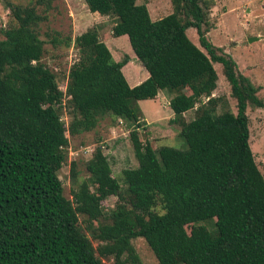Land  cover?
Instances as JSON below:
<instances>
[{
	"label": "trees",
	"instance_id": "trees-1",
	"mask_svg": "<svg viewBox=\"0 0 264 264\" xmlns=\"http://www.w3.org/2000/svg\"><path fill=\"white\" fill-rule=\"evenodd\" d=\"M53 1L7 3L9 19L0 28V264H143L135 237L157 264H264V179L246 115L248 105L264 103L231 56L206 37L213 0H169V13L154 20L137 0H83L88 11L112 17L111 37L126 36L147 77L129 85L122 73L128 56L113 58L97 24L73 37L51 30L45 36L52 46L74 50L64 92L41 61L39 31ZM212 62L221 65L235 112H216ZM164 90L173 93L168 121L179 124L184 149L138 138V101ZM104 116L131 126L136 165L121 170L126 195L95 146L83 163L86 179L76 180L79 170L69 161L68 198L58 177L68 136L93 130ZM108 196L117 200L105 211ZM209 219L212 230L195 226Z\"/></svg>",
	"mask_w": 264,
	"mask_h": 264
},
{
	"label": "rangeland",
	"instance_id": "rangeland-1",
	"mask_svg": "<svg viewBox=\"0 0 264 264\" xmlns=\"http://www.w3.org/2000/svg\"><path fill=\"white\" fill-rule=\"evenodd\" d=\"M27 2L28 0H0V28H3L9 19L7 3L25 4ZM137 3L146 4L149 17L152 20L170 11L169 0H137ZM52 4L48 20L40 26L39 37L45 41V52L41 61L56 74L59 90L62 92L65 90L66 74L74 50L71 46L64 47L62 44L56 47L52 46L47 41L49 37L45 36V33L51 30L59 31L61 37L64 35L73 37L93 24L99 25L100 37L109 48L113 58L120 60L124 56H128L127 63L122 67L124 77L128 81L138 75L139 78L144 77V68L133 55L126 36L111 37L112 17L100 16L88 11L83 0H54ZM208 21L207 39L231 56L237 71L246 76L257 88L256 95L264 103V0H213V4L208 10ZM185 33L195 45L201 48L193 28H188ZM249 37H255V40L248 41ZM212 65L217 76L212 96L219 97L216 112L225 109L235 112V99L231 96L229 84L222 75L221 65L217 62H212ZM172 94L164 90L155 100H148L149 103H140L141 118L139 123H136L138 138L142 142L147 140L152 147L167 145L177 149L185 148L183 138L178 135L179 124L168 121L172 117V113L166 101ZM64 99L65 96H63ZM63 110L60 111L61 118L68 122L70 117ZM246 115L248 117L249 147L254 162L264 179V106L256 108L248 105ZM182 116L184 120L191 119L194 116V107L183 113ZM142 117L145 118L147 124L142 120ZM139 124L142 125L139 126ZM130 128L131 126H126L125 122L119 118L112 119L109 116H104L91 131L74 136L67 134L69 137L67 158L58 170V177L62 182L63 193L66 197L71 198L69 195L71 186L69 161L74 160L76 169L79 170L76 180L86 179L87 171L83 169V163L91 154L88 149L93 151L95 146H100L106 155L111 174L119 181L121 189L126 195L125 186L121 182V170L136 165L128 136ZM116 200L115 196L103 199L101 202L103 210L107 211L111 208ZM213 220L200 221L195 226L210 231L213 227ZM91 243L94 247L98 244L93 239H91ZM131 243L143 264H157L143 238L135 237L131 239ZM102 260L105 264H110V260L104 258Z\"/></svg>",
	"mask_w": 264,
	"mask_h": 264
},
{
	"label": "crops",
	"instance_id": "crops-1",
	"mask_svg": "<svg viewBox=\"0 0 264 264\" xmlns=\"http://www.w3.org/2000/svg\"><path fill=\"white\" fill-rule=\"evenodd\" d=\"M99 30H100V29H99ZM99 32H100V31H99ZM120 37H121V36H120ZM144 73H145V75H144L143 78H139V75H138V76L133 77L132 79H130V80L128 81V82H129V85H130V86L135 85V84L139 83L140 81H142L143 79H145V78L147 77V72L144 71ZM160 92H161V91H158L157 95H156L155 98H153V99H143V100H139V101H138V105H139V107H140V103H142V102H144V103H149L148 100H150V101L155 100V99L157 98V96H159ZM147 101H148V102H147ZM167 102H168V100L166 101V103H167ZM167 106H168V105H167ZM140 110H141V109H140ZM141 112H142V111H141ZM171 113H172V112H171ZM142 114H143V113H142ZM142 120L146 122V120H145L144 117H142ZM146 124H147V122H146Z\"/></svg>",
	"mask_w": 264,
	"mask_h": 264
},
{
	"label": "water",
	"instance_id": "water-1",
	"mask_svg": "<svg viewBox=\"0 0 264 264\" xmlns=\"http://www.w3.org/2000/svg\"><path fill=\"white\" fill-rule=\"evenodd\" d=\"M255 40V37H249L248 41Z\"/></svg>",
	"mask_w": 264,
	"mask_h": 264
},
{
	"label": "built area",
	"instance_id": "built-area-1",
	"mask_svg": "<svg viewBox=\"0 0 264 264\" xmlns=\"http://www.w3.org/2000/svg\"><path fill=\"white\" fill-rule=\"evenodd\" d=\"M88 152H90V153H91V152H92V150H91V149H88Z\"/></svg>",
	"mask_w": 264,
	"mask_h": 264
}]
</instances>
